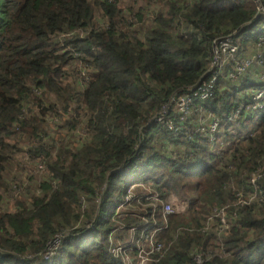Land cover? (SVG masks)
<instances>
[{
	"label": "trees",
	"instance_id": "obj_1",
	"mask_svg": "<svg viewBox=\"0 0 264 264\" xmlns=\"http://www.w3.org/2000/svg\"><path fill=\"white\" fill-rule=\"evenodd\" d=\"M143 1L0 0V264H121L109 237L141 224L114 218L138 182L189 201L151 264H264V64L240 83L224 66L185 124L170 110L210 76L215 41L264 53V0ZM201 109L216 132L196 131ZM219 211L228 227L203 230Z\"/></svg>",
	"mask_w": 264,
	"mask_h": 264
},
{
	"label": "built area",
	"instance_id": "obj_2",
	"mask_svg": "<svg viewBox=\"0 0 264 264\" xmlns=\"http://www.w3.org/2000/svg\"><path fill=\"white\" fill-rule=\"evenodd\" d=\"M257 9L259 12L264 11L262 6H258ZM257 45H260V43ZM239 46L240 45L232 39V36H227L215 41L212 51L213 57L209 69L210 76L190 89V96L188 99L176 97L170 101L176 104V113L178 114V119L181 124L186 122L195 100L202 101L213 95L215 83L224 69L225 62L227 60L235 61L236 57H238L237 52L240 48ZM224 52H228L229 56H226ZM251 56L255 59L252 60L249 56H246L247 58L238 57L240 59L232 64L231 70L229 71L230 76L234 74H244L248 68L250 69L254 65L264 64V53L262 51H255ZM182 95L187 94L178 96ZM256 96L254 97L256 102L252 105V108L257 107L259 104L260 106L262 105L258 101L261 94ZM177 102H179L178 106ZM157 121L163 122L164 117L158 118ZM168 124L169 127L172 128L173 122L168 121ZM214 125L217 127V122H214ZM215 127L212 129H215ZM200 131H203V129ZM141 187L147 189L145 191L136 190ZM169 198L171 200L172 195ZM165 201L166 200L161 199L156 190L142 183L128 190L125 199L118 205V209L114 216L118 224L116 230H122L124 228V225L121 223V218L126 216L138 217L142 222L140 225L131 226L126 230L128 239H120L111 233L108 251L112 257L119 260L121 264H151L161 256V253H163L166 248L158 239V233L166 226L168 214L185 212L189 205L187 200H180L179 206L175 208L172 201ZM156 213H159L162 217L163 224L160 226L157 225ZM196 260L198 263H201L203 258L197 255Z\"/></svg>",
	"mask_w": 264,
	"mask_h": 264
},
{
	"label": "rangeland",
	"instance_id": "obj_3",
	"mask_svg": "<svg viewBox=\"0 0 264 264\" xmlns=\"http://www.w3.org/2000/svg\"><path fill=\"white\" fill-rule=\"evenodd\" d=\"M136 3V2H139L138 4L141 6V5H143L144 4V1L143 0H120V3H121V5H123V6H125L127 3ZM249 47V46H248ZM252 53H253V50L252 49H249V50H247L246 52H244L243 54H241L240 55V58L241 57H246V56H249V58H251L252 60L253 59H255L253 56H251L252 55ZM224 54L226 55V56H229V54H228V52H224ZM240 58H238V57H236V59H235V61H238ZM247 58V57H246ZM245 58V59H246ZM244 59V60H245ZM235 61H229V60H227L226 62H225V66L227 65V64H229V65H232V64H234V62ZM253 69V67H251L250 69L248 68L247 69V71L246 72H248V71H251V72H249V77H252L251 79H256L255 77H257V73L255 72V71H253L252 70ZM245 72V73H246ZM222 73H223V71L221 72V74H220V76L222 75ZM259 75H261V77L263 78V81H264V75H263V72H261V74H259ZM227 77L228 78H231V79H235V80H238V79H240V78H243L244 77V75H242V74H234L233 76H230V73H228L227 74ZM242 80L243 79H240V81H239V83L240 82H242ZM225 81L226 82H231V81H233V80H228V79H225ZM222 85H223V82H222ZM261 94V92H258L257 94H255V96L257 95V96H259ZM181 95V94H180ZM189 96H190V94H187V95H182V96H175V97H173L171 100H173L174 98H176V97H180V98H183V99H188L189 98ZM256 96V97H257ZM178 104H179V102H177V106H178ZM195 106H196V104H195V102H193V105H192V109H191V113L189 114V116H188V118H187V120H186V122H188V120L190 119V118H192L193 117V114L195 113L194 111H195ZM258 106H260V104L258 105ZM170 110H172V111H174V113H176V104L173 102V103H171V107H170ZM168 113H170V112H167V114ZM166 112H162L161 114H159V115H157L156 117H155V121H157V119L158 118H160V117H164V122H166L167 123V125L169 126V124H168V121H171V122H173V120L172 119H168L169 118V116L171 115H169V116H167L166 117ZM177 114V113H176ZM194 118H196V117H194ZM229 118H231L233 121H235V117H233V116H230ZM218 120H219V118L217 117V116H215L214 114H212V113H208V112H205V110L204 109H201V112H200V114L197 116V118L194 120L195 122H196V126H195V128H198V129H206V128H210V131H213V132H216V130H217V127H215V125H214V122H217V125H218ZM185 122V123H186ZM215 127V129H212V128H214ZM170 129H178V126H177V128L175 127V125H174V122H173V126H172V128L171 127H169ZM77 131H79V130H77ZM214 139H215V134L213 135H211V137L209 138V141L210 142H213L214 141ZM211 147H213V143H211ZM168 149L169 150H172V147L171 146H169L168 147ZM24 160H22V161H20V163L18 164V166H19V168H21L20 166V164H21V162H23ZM39 169V171L41 172L42 171V168H41V166H39L38 167ZM138 183H136L135 185H133L131 188H133V187H135L136 185H137ZM147 188H145V187H141L140 189H136L137 191H145ZM171 195H172V199L170 200V198H168L165 202H169V201H172V203H173V206L176 208L177 206H179V201L180 200H187V198L188 197H185V194L184 193H182V195L181 194H179V193H171ZM188 201V200H187ZM220 212V211H219ZM216 215H220L221 216V227H223V228H227L228 226H226V225H224L225 223H226V220H225V218H224V214L222 213V212H220V213H218V212H215L214 213V215H212V216H208V218H206V220L204 221V224H203V227H202V229L203 230H207L211 225H213L214 224V218L216 217ZM217 217H219V216H217ZM207 226H208V228H207ZM123 234V237H122V239H128V235H126L125 233H122Z\"/></svg>",
	"mask_w": 264,
	"mask_h": 264
},
{
	"label": "clouds",
	"instance_id": "obj_4",
	"mask_svg": "<svg viewBox=\"0 0 264 264\" xmlns=\"http://www.w3.org/2000/svg\"><path fill=\"white\" fill-rule=\"evenodd\" d=\"M235 41H238L237 39H235ZM264 42V38H261L257 43H263ZM239 44V43H238ZM240 45V44H239ZM258 46V45H257ZM256 51H258V50H256ZM254 52V51H253ZM255 66H260V65H254V66H252V67H255ZM232 67V66H231ZM230 71V70H229ZM229 73V72H228ZM255 97V96H254ZM200 102V101H199ZM257 107H259V106H257ZM182 124H185V123H182ZM210 129V128H209ZM204 130V129H203ZM196 131H200V129H198V128H196ZM201 132V131H200ZM140 183H142V184H144L145 186H147V187H149V188H151L148 184H145V183H143V182H138V184H140ZM136 184V183H135ZM135 184H133V185H135ZM132 186V185H131ZM131 186H130V188H131ZM129 188V189H130ZM171 196V194L169 195V197ZM168 197V198H169ZM187 200H188V198H187ZM189 202V201H188ZM117 209H118V207H117ZM117 209H116V211H117ZM183 213V212H182ZM115 214H116V212H115ZM173 214H175V213H173ZM115 218V217H114ZM118 225V224H117ZM117 231H122V230H117ZM115 233V232H114ZM114 233H112L113 235H114ZM123 233V232H122ZM126 233V232H125ZM111 235V234H110ZM122 235V237H123V234H121ZM114 236H117V237H119V235H114ZM122 237H119L120 239L122 238ZM110 239V238H109ZM112 256V255H111ZM114 258V257H113Z\"/></svg>",
	"mask_w": 264,
	"mask_h": 264
},
{
	"label": "crops",
	"instance_id": "obj_5",
	"mask_svg": "<svg viewBox=\"0 0 264 264\" xmlns=\"http://www.w3.org/2000/svg\"><path fill=\"white\" fill-rule=\"evenodd\" d=\"M125 234H126V235H128V233H127V232H126Z\"/></svg>",
	"mask_w": 264,
	"mask_h": 264
}]
</instances>
